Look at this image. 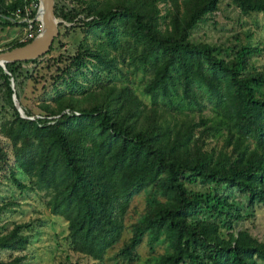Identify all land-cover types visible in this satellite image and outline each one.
<instances>
[{"label":"trees","instance_id":"obj_1","mask_svg":"<svg viewBox=\"0 0 264 264\" xmlns=\"http://www.w3.org/2000/svg\"><path fill=\"white\" fill-rule=\"evenodd\" d=\"M228 1L242 13H264V0ZM218 3L78 0L67 11L53 4L55 17L78 20L105 39L77 48L69 58L77 68L93 59L116 71L111 52L119 50L120 32L139 47L137 65L152 69L143 88L149 104L129 85L105 82L77 95L58 94L40 105L42 115L25 110L23 118L11 102L14 93L20 105L9 80L14 65L25 60L5 63L7 73L0 67V93L11 110L0 122V164L17 187L24 185L15 168L46 192L49 211L67 222L73 254L102 261L121 240L131 199L151 188L161 199L131 224L118 257L132 260L147 234L166 240L157 264H264V242L235 227L243 218L236 204L214 189L188 187L225 185L245 197L246 207L264 205V69L251 59L263 48L190 39ZM20 5L0 0V24L10 25L4 17ZM23 226L0 233V251L9 253L0 264H22L17 253L28 244Z\"/></svg>","mask_w":264,"mask_h":264},{"label":"rangeland","instance_id":"obj_2","mask_svg":"<svg viewBox=\"0 0 264 264\" xmlns=\"http://www.w3.org/2000/svg\"><path fill=\"white\" fill-rule=\"evenodd\" d=\"M54 4L60 10L67 11L76 7L78 0H54ZM56 19L58 32L48 51L33 61L25 60L14 65L12 89L16 91L23 111L39 117L43 114L40 105L52 103L58 94L77 95L105 82L127 84L149 104L150 98L143 93V88L151 77L152 69L148 64L137 65L139 47L134 46L129 37L120 32L119 50L111 52L116 56V71L107 72L93 59H85L83 65L77 68L69 59L77 48H94L99 43H105V39L98 31L83 27L78 20L66 22L59 17ZM16 24H0V51L9 49L24 36L22 26ZM190 39L193 42L228 46L259 44L263 50L251 59L256 67L264 69V13H242L228 0H219L218 10L207 15L191 29ZM0 95L1 122L11 117V110L4 100L3 92ZM207 111L208 109H204L205 113ZM0 142L3 143L1 137ZM8 156L10 162L11 157ZM14 176L24 187H17L11 181L8 169L0 164V233L8 231L14 224L24 225L21 231L27 234L28 244L23 251L17 253L23 255L22 264H157L159 255L168 250L162 235L151 237L145 234L136 247L132 260L118 257L119 248L130 235L131 224L141 218L149 204L161 199L151 188L131 199L124 215L125 230L121 240L107 250L102 261H98L70 251L67 222L62 216L49 211L46 192L34 188L20 169H14ZM188 187L199 191L214 189L226 195L243 214V218L235 222V227L245 229L255 239L264 242V205L246 207L245 197L225 185L197 182ZM8 254L7 251H0V259H7Z\"/></svg>","mask_w":264,"mask_h":264},{"label":"water","instance_id":"obj_3","mask_svg":"<svg viewBox=\"0 0 264 264\" xmlns=\"http://www.w3.org/2000/svg\"><path fill=\"white\" fill-rule=\"evenodd\" d=\"M39 1L43 8L41 10V17L39 18V30L34 37L21 46L0 51V67L5 73H7L5 63L30 60L45 54L57 35L58 21L53 13L54 0ZM9 86L12 89V79L9 80ZM11 100L18 114L21 117L26 118V115L17 102L14 93L11 94Z\"/></svg>","mask_w":264,"mask_h":264},{"label":"built area","instance_id":"obj_4","mask_svg":"<svg viewBox=\"0 0 264 264\" xmlns=\"http://www.w3.org/2000/svg\"><path fill=\"white\" fill-rule=\"evenodd\" d=\"M39 7V0H21V5L10 13V17H4L10 22L22 25L24 36L19 41L33 38L39 30Z\"/></svg>","mask_w":264,"mask_h":264},{"label":"bare ground","instance_id":"obj_5","mask_svg":"<svg viewBox=\"0 0 264 264\" xmlns=\"http://www.w3.org/2000/svg\"><path fill=\"white\" fill-rule=\"evenodd\" d=\"M42 8H43V7H42V4H40L39 11H38V15H37L38 18L41 17V10H42Z\"/></svg>","mask_w":264,"mask_h":264}]
</instances>
